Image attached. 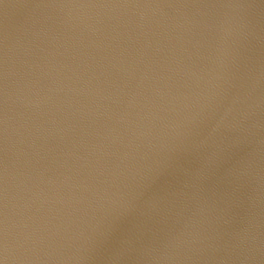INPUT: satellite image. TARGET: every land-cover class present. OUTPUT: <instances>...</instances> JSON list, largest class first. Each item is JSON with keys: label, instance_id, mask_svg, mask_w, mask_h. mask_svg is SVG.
Listing matches in <instances>:
<instances>
[{"label": "water", "instance_id": "95a60500", "mask_svg": "<svg viewBox=\"0 0 264 264\" xmlns=\"http://www.w3.org/2000/svg\"><path fill=\"white\" fill-rule=\"evenodd\" d=\"M0 264H264V0H0Z\"/></svg>", "mask_w": 264, "mask_h": 264}]
</instances>
